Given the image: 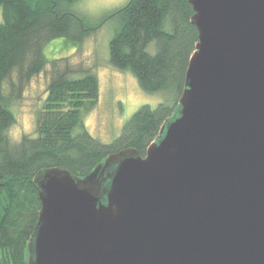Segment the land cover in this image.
<instances>
[{"label": "water", "instance_id": "obj_1", "mask_svg": "<svg viewBox=\"0 0 264 264\" xmlns=\"http://www.w3.org/2000/svg\"><path fill=\"white\" fill-rule=\"evenodd\" d=\"M187 1L176 113L94 178L35 174L27 264H264V0Z\"/></svg>", "mask_w": 264, "mask_h": 264}, {"label": "trees", "instance_id": "obj_2", "mask_svg": "<svg viewBox=\"0 0 264 264\" xmlns=\"http://www.w3.org/2000/svg\"><path fill=\"white\" fill-rule=\"evenodd\" d=\"M77 0H0V264H27V245L41 203L33 182L43 169L60 167L94 178L110 154L135 149L144 155L161 125L174 116L184 89L198 32L187 0H128L110 16L118 28L109 41L108 63L131 71L140 88L162 92L156 106L140 105L111 143L92 136L83 117L98 100V78L68 57L49 59L45 46L57 38L80 44L90 34L70 10ZM150 43L154 51H148ZM51 65L47 94L36 112L33 135L11 141V109L28 81Z\"/></svg>", "mask_w": 264, "mask_h": 264}, {"label": "rangeland", "instance_id": "obj_3", "mask_svg": "<svg viewBox=\"0 0 264 264\" xmlns=\"http://www.w3.org/2000/svg\"><path fill=\"white\" fill-rule=\"evenodd\" d=\"M128 0H77L70 10L78 14L90 34L80 44L57 38L49 42L44 52L49 59L68 57L74 66L91 68L98 78L99 95L95 107L83 117L88 132L103 143H111L122 130L125 121L142 104L156 106L166 100L162 92L142 90L135 75L129 70H118L108 63V45L118 28V21L111 12ZM2 12L0 8V21ZM154 51L153 43L147 47ZM51 65L34 75L25 86L22 96L11 107L15 120L8 129L11 141L22 135H33L36 112L47 94L51 78Z\"/></svg>", "mask_w": 264, "mask_h": 264}]
</instances>
